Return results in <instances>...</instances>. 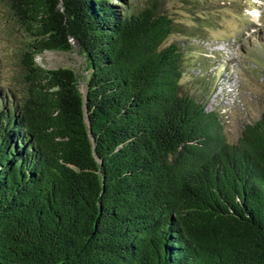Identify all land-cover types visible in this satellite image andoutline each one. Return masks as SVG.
<instances>
[{
  "label": "trees",
  "instance_id": "1",
  "mask_svg": "<svg viewBox=\"0 0 264 264\" xmlns=\"http://www.w3.org/2000/svg\"><path fill=\"white\" fill-rule=\"evenodd\" d=\"M115 1L0 0L29 35L0 72V264H264V108L231 141L182 87L187 28ZM71 39L85 91L36 60Z\"/></svg>",
  "mask_w": 264,
  "mask_h": 264
},
{
  "label": "rangeland",
  "instance_id": "2",
  "mask_svg": "<svg viewBox=\"0 0 264 264\" xmlns=\"http://www.w3.org/2000/svg\"><path fill=\"white\" fill-rule=\"evenodd\" d=\"M148 1L130 0L128 5L143 7ZM161 1V7L187 28L167 40L178 43L184 52L183 89L202 95L208 111H219L229 139L236 142L244 125L257 120L264 108V0H204L192 13L180 0ZM114 3L126 6L118 0ZM2 10L0 3L1 82L17 85L18 52L29 35ZM36 58L48 69L73 68L85 91L89 70L76 40L71 39L70 50H48ZM232 82L238 89L231 94L225 86Z\"/></svg>",
  "mask_w": 264,
  "mask_h": 264
},
{
  "label": "water",
  "instance_id": "3",
  "mask_svg": "<svg viewBox=\"0 0 264 264\" xmlns=\"http://www.w3.org/2000/svg\"><path fill=\"white\" fill-rule=\"evenodd\" d=\"M78 43H80L78 40H76Z\"/></svg>",
  "mask_w": 264,
  "mask_h": 264
}]
</instances>
